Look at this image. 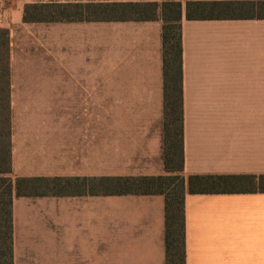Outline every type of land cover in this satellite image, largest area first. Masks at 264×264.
I'll return each instance as SVG.
<instances>
[{"label": "crops", "instance_id": "crops-1", "mask_svg": "<svg viewBox=\"0 0 264 264\" xmlns=\"http://www.w3.org/2000/svg\"><path fill=\"white\" fill-rule=\"evenodd\" d=\"M20 1L0 0L7 176L169 174L162 20L33 21L28 4L112 0ZM181 40L183 174H264V17L183 15ZM184 214L185 264H264V192H186ZM12 235L13 264H166L165 198L13 188Z\"/></svg>", "mask_w": 264, "mask_h": 264}, {"label": "trees", "instance_id": "trees-1", "mask_svg": "<svg viewBox=\"0 0 264 264\" xmlns=\"http://www.w3.org/2000/svg\"><path fill=\"white\" fill-rule=\"evenodd\" d=\"M76 8L78 17L62 14ZM101 14L107 15H99ZM57 13V15H55ZM94 14L92 16L91 14ZM91 16H90V15ZM183 15L187 19L264 17V1H111L97 3H32L24 18L33 21L162 20L163 137L165 168L169 174L154 176L17 177L11 171L8 96V30L0 28V264L12 262V192L17 195L162 194L165 198L166 264H185V193L264 192V174H183L182 40Z\"/></svg>", "mask_w": 264, "mask_h": 264}, {"label": "rangeland", "instance_id": "rangeland-1", "mask_svg": "<svg viewBox=\"0 0 264 264\" xmlns=\"http://www.w3.org/2000/svg\"><path fill=\"white\" fill-rule=\"evenodd\" d=\"M35 1H53V0H35ZM101 1V0H100ZM102 1H105V0H102ZM112 1H116V0H112ZM20 0H19V4H20ZM109 2V1H107ZM111 2V1H110ZM12 3V0H4V5H9ZM67 10H62V14L64 13H67V14H70V16L72 17H78L79 16V13L78 12H75V11H78L76 8H66ZM102 12H98L97 16L99 15H107V14H101ZM55 15H57V13H55ZM90 15V14H89ZM92 16H94V14L92 13L91 14ZM90 15V16H91ZM52 59H55V58H52Z\"/></svg>", "mask_w": 264, "mask_h": 264}]
</instances>
